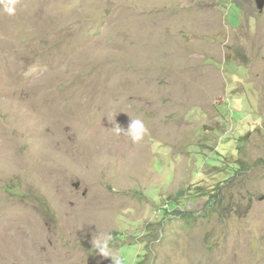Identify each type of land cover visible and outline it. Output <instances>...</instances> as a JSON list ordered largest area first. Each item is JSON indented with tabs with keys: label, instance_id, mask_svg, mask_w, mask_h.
<instances>
[{
	"label": "rangeland",
	"instance_id": "obj_1",
	"mask_svg": "<svg viewBox=\"0 0 264 264\" xmlns=\"http://www.w3.org/2000/svg\"><path fill=\"white\" fill-rule=\"evenodd\" d=\"M0 5V264H264V0ZM141 119L143 141L116 135Z\"/></svg>",
	"mask_w": 264,
	"mask_h": 264
},
{
	"label": "clouds",
	"instance_id": "obj_2",
	"mask_svg": "<svg viewBox=\"0 0 264 264\" xmlns=\"http://www.w3.org/2000/svg\"><path fill=\"white\" fill-rule=\"evenodd\" d=\"M16 2L17 0H0V5H3V11L8 15H15ZM110 122L114 125L111 129L116 135H127L134 144L143 141L148 134V128L141 119L131 118L127 129L122 128L118 123H115V121ZM112 240L113 236L110 232L99 233L93 238L92 244L103 257L110 258L112 264H124L122 256L112 251L110 247Z\"/></svg>",
	"mask_w": 264,
	"mask_h": 264
}]
</instances>
